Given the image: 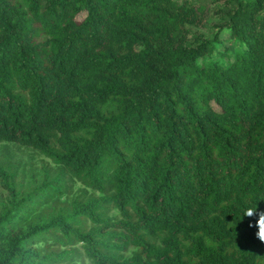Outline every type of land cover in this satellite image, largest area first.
<instances>
[{"label":"trees","instance_id":"obj_1","mask_svg":"<svg viewBox=\"0 0 264 264\" xmlns=\"http://www.w3.org/2000/svg\"><path fill=\"white\" fill-rule=\"evenodd\" d=\"M214 1L211 36L189 38L204 7L187 0H0V141L100 192L9 231L0 166V264H60L66 248H26L51 233L92 264H264L242 215L264 209V0ZM225 28L247 45L227 69L202 59Z\"/></svg>","mask_w":264,"mask_h":264},{"label":"rangeland","instance_id":"obj_2","mask_svg":"<svg viewBox=\"0 0 264 264\" xmlns=\"http://www.w3.org/2000/svg\"><path fill=\"white\" fill-rule=\"evenodd\" d=\"M181 3L183 0H173ZM193 4H201L204 9L198 16V21L194 25H187L190 29L188 37L197 32H202L205 36H211L213 32V24L219 21L220 13L216 11L214 0H187ZM83 13L77 18L82 17ZM220 41L217 47L208 57L202 58L207 61L208 58H218L223 53V61L231 60L232 51L235 49L236 43L229 41V36L224 29L219 31ZM202 59H199L201 61ZM216 108V105L211 103ZM0 166H2L10 177L11 185L14 188L16 198L14 204H19L18 218H14L8 225L6 230H26L28 225L53 215L57 210L66 211L70 202L74 198L85 199L87 197H96L100 192L89 187L80 179L72 176L65 171L61 165L54 163L50 158L42 154L40 151L29 146L19 145L12 142L0 141ZM45 178V179H44ZM51 185L60 187L61 192L56 193L48 190L45 186L46 182ZM45 186V187H44ZM47 189L46 196L40 197L39 188ZM16 202V203H15ZM15 207L9 202V198L5 191L0 187V210L8 207ZM102 212L110 219H118L120 216L118 211L111 204L104 205ZM81 224L89 227V222L82 219ZM52 235V236H51ZM42 236L33 245L27 244L26 248H36L39 255L51 254L63 248H66V257L60 264H92L83 253L80 243L58 244L53 238L58 233H51ZM135 247L128 246L123 252L124 256H130ZM50 263V262H49ZM43 264V263H42Z\"/></svg>","mask_w":264,"mask_h":264},{"label":"clouds","instance_id":"obj_3","mask_svg":"<svg viewBox=\"0 0 264 264\" xmlns=\"http://www.w3.org/2000/svg\"><path fill=\"white\" fill-rule=\"evenodd\" d=\"M224 32L226 34L231 33L230 28H225ZM235 51L237 55H242L247 51V45L242 41H237L235 45ZM233 61L235 60V56H233ZM221 64L227 69L228 64L224 61H221ZM243 217L247 218L249 221V228L256 229V238L260 240L261 243H264V209H261L255 203H250L246 207H244L242 212Z\"/></svg>","mask_w":264,"mask_h":264}]
</instances>
